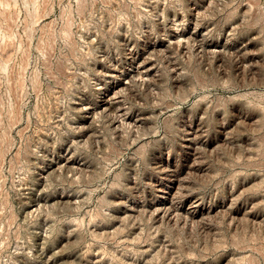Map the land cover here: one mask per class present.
Here are the masks:
<instances>
[{"label":"rangeland","instance_id":"1","mask_svg":"<svg viewBox=\"0 0 264 264\" xmlns=\"http://www.w3.org/2000/svg\"><path fill=\"white\" fill-rule=\"evenodd\" d=\"M0 264H264V0H0Z\"/></svg>","mask_w":264,"mask_h":264},{"label":"bare ground","instance_id":"2","mask_svg":"<svg viewBox=\"0 0 264 264\" xmlns=\"http://www.w3.org/2000/svg\"><path fill=\"white\" fill-rule=\"evenodd\" d=\"M180 41H181V40H180ZM168 46H169V45H168ZM168 46H167V47H168ZM151 56H152V55H151ZM147 60H148V59H147ZM134 61H135V60H134ZM148 61H149V60H148ZM144 64H146V61H143V65H144ZM143 67H144V66H143ZM137 69H138V68H137ZM147 69H148V68H147ZM141 71H142V70H141ZM137 72H138V71H137ZM137 72H136V73H137ZM139 72H140V70H139ZM143 72H144V71H143ZM141 73H142V72H141ZM145 73H146V72H145ZM145 73H144V74H145ZM136 76H137V74H136ZM139 78H140V77H139ZM103 104H104V106H105L106 109L110 108V105H111V104H110V101H109L108 99H107V100H104ZM104 106H103V107H104ZM105 108H103V109H105ZM181 181H183V180H181ZM180 183H181V182H180ZM189 188H190V187H189ZM179 191H180V190H179ZM186 193H187V192H186ZM195 205H196V204H195ZM195 205H194V206H195ZM194 206H193V207H194ZM196 206H197V205H196ZM194 210H195V209H194ZM191 211H192V210H191Z\"/></svg>","mask_w":264,"mask_h":264}]
</instances>
